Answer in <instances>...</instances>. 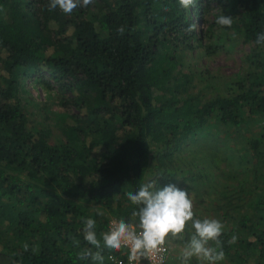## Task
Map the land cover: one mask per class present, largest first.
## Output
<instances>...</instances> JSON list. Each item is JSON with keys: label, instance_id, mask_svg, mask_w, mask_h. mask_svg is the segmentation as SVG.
<instances>
[{"label": "trees", "instance_id": "1", "mask_svg": "<svg viewBox=\"0 0 264 264\" xmlns=\"http://www.w3.org/2000/svg\"><path fill=\"white\" fill-rule=\"evenodd\" d=\"M48 3L0 0V264H94L79 258L86 248L96 251L84 240L85 217L96 220L98 237L112 217L137 224L126 193L149 181L180 186L176 156L212 120L240 128L264 122V44L255 42L264 0H193L188 7L93 0L70 15L49 11ZM220 15L232 25L217 24ZM228 35L250 45L242 74L227 94L204 101L190 91L186 53L200 47L212 55ZM30 84L74 108L60 125L66 142L51 143V128L37 127ZM32 104L51 117L47 103ZM254 144L259 149L260 138ZM256 176L264 172L250 181ZM259 196L247 203L252 214L220 237L238 264L253 254L264 264V191ZM120 254L104 249V264Z\"/></svg>", "mask_w": 264, "mask_h": 264}, {"label": "rangeland", "instance_id": "2", "mask_svg": "<svg viewBox=\"0 0 264 264\" xmlns=\"http://www.w3.org/2000/svg\"><path fill=\"white\" fill-rule=\"evenodd\" d=\"M221 41L224 47L212 55H207L200 47L186 53L184 64L191 76L190 91L203 94L204 101L229 92L232 81L242 74L245 56L250 51L249 43L242 38L228 35L227 39ZM29 88L33 102L38 105L47 103L51 116L46 120L43 114L45 112L39 111L33 102L29 103L28 109L31 107L36 111L34 119L37 121V127L51 128L49 136L51 143L66 142L60 125L63 123V114L74 112V108L65 109L66 107L54 103L52 98H49L46 88L40 84H30ZM208 132L211 134L206 137L209 135ZM208 132L206 131L205 135L201 134L203 138L200 141L186 143L185 150L176 156L175 164L181 168L179 172L181 185L178 187L190 194L194 218L217 219L224 225V230H230L237 226V222L244 214H252L253 208L248 207L247 203H251V199H259V192L264 191L263 178L257 176L255 178L260 184L261 190L258 191L255 189L257 182L250 181L257 171L264 172V122L253 128L247 126L240 128L224 126L218 119H214L208 125ZM257 138H260L261 144L259 149H253ZM259 158H262L261 161ZM244 183L245 191L242 192ZM247 190L251 194H247L245 199L244 193ZM260 217L258 214L256 220ZM193 231L189 223L182 234L183 238H175L171 234L166 238L165 242L170 247L173 260L178 264H181L180 254ZM244 253L250 254L251 251ZM190 264L201 262L193 257ZM218 264L238 262L225 256ZM242 264L263 263H260L257 255L253 254Z\"/></svg>", "mask_w": 264, "mask_h": 264}, {"label": "clouds", "instance_id": "3", "mask_svg": "<svg viewBox=\"0 0 264 264\" xmlns=\"http://www.w3.org/2000/svg\"><path fill=\"white\" fill-rule=\"evenodd\" d=\"M93 0H49L48 10L59 8L65 14H71L75 9L87 7ZM182 7H188L193 0H179ZM232 17L220 15L216 23L230 27ZM256 44H264V31L257 34ZM128 201L136 208L131 215L138 218V223L133 224L125 219L113 220L110 228L99 234L96 232V220L85 217L83 220L84 240L95 248L84 249L80 259H92L94 264H104V249L121 250L129 249V264H133L140 257L153 253L165 244L166 238L171 234L175 238H183L186 226L194 231L186 242L181 254V264H190L195 257L201 264H218L225 258L223 241L224 225L217 219L194 218L193 201L190 194L175 184H168L162 188L156 187L155 181L141 184L136 191L126 193ZM98 215L103 212L97 209ZM232 237L228 243H234ZM27 249V245H25Z\"/></svg>", "mask_w": 264, "mask_h": 264}, {"label": "built area", "instance_id": "4", "mask_svg": "<svg viewBox=\"0 0 264 264\" xmlns=\"http://www.w3.org/2000/svg\"><path fill=\"white\" fill-rule=\"evenodd\" d=\"M121 218L113 217L108 223V229L111 226L113 220H119ZM127 221V220H126ZM129 222V221H127ZM133 223V222H130ZM135 224V223H133ZM129 249L127 247L122 248V254L112 256L111 260L114 264H129ZM133 264H178L173 260L172 253L169 245L165 242L161 248L146 256L140 257Z\"/></svg>", "mask_w": 264, "mask_h": 264}]
</instances>
